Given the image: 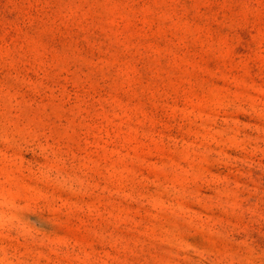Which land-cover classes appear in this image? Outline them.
I'll list each match as a JSON object with an SVG mask.
<instances>
[{"label":"rangeland","instance_id":"rangeland-1","mask_svg":"<svg viewBox=\"0 0 264 264\" xmlns=\"http://www.w3.org/2000/svg\"><path fill=\"white\" fill-rule=\"evenodd\" d=\"M0 264H264V0H0Z\"/></svg>","mask_w":264,"mask_h":264}]
</instances>
